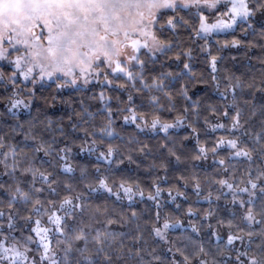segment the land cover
I'll return each mask as SVG.
<instances>
[{
    "label": "snow or ice",
    "instance_id": "1",
    "mask_svg": "<svg viewBox=\"0 0 264 264\" xmlns=\"http://www.w3.org/2000/svg\"><path fill=\"white\" fill-rule=\"evenodd\" d=\"M257 17L264 19V0H0V88H11L0 96L5 108L0 117L17 118L8 131L0 129V177L8 178L0 179V264H264V104L255 103V93H264V68L259 81H246L221 76L218 67L225 49H243L245 57L259 49L255 58L264 65V27L256 40L235 35L255 32ZM192 45L206 54L223 104H203L189 95L190 87L207 83L193 70ZM160 57L178 62L180 70L165 69ZM157 62L161 70L153 74L149 65ZM176 77L187 79L178 93L171 90ZM47 82L58 92L101 86L91 99L103 105L102 111L81 100L80 110L68 117V127L83 133L81 143L68 142L62 121L45 116L27 127L19 121L18 113L32 107L37 85ZM110 88L126 90V102L108 94ZM136 95L148 101V111L139 109ZM161 111L175 113L174 119H164ZM117 114L140 132L159 130L167 140L170 129H190L183 141L159 147L177 163L190 162L192 171L169 185V163L153 161L147 171L155 175L146 187L117 178L111 167L97 164L93 172L74 165V147L117 167L125 160L136 163L134 155L151 154L137 138L124 148L106 141L119 135ZM218 131L224 134L201 139V133ZM184 141H194V150ZM209 159L214 175L195 171L197 162ZM189 187L210 206L230 194L229 202L242 210L230 219L212 207L201 212L190 204L184 210L185 217L195 218L188 220L193 233L211 229L214 246L191 236L171 239L184 220L165 210L164 194L173 202L189 200ZM101 191L127 201L128 210L93 204L91 194ZM137 199L153 202L148 220L132 207ZM114 225L128 231L118 232ZM157 240L170 255L158 251Z\"/></svg>",
    "mask_w": 264,
    "mask_h": 264
},
{
    "label": "trees",
    "instance_id": "2",
    "mask_svg": "<svg viewBox=\"0 0 264 264\" xmlns=\"http://www.w3.org/2000/svg\"><path fill=\"white\" fill-rule=\"evenodd\" d=\"M256 31L253 32L250 30L248 35H242L238 30L235 33L237 37L242 40L250 41L258 39L257 33L259 30L264 27V19L260 17L256 18ZM232 34H228L227 38H231ZM181 39L187 40V34L181 31L180 33ZM221 39H224L225 36L221 35ZM203 41H197V44H202ZM196 50L194 52V59L192 61L193 70L197 73L198 77H203L207 80V83H197L194 87H190L189 95L192 96L193 100L199 99L203 104H213V105H221L224 103L223 98L220 96L219 92L214 88L213 82L210 79V69L206 63V54L201 53L195 45H192ZM213 47L215 48V44L213 42ZM243 49H225L223 55L225 59L220 62L218 65L220 69V75L223 76L225 74H234L236 76H240L242 79L246 81H250L253 77L259 81L261 69L264 68V65H261L257 60L256 56L261 55L259 49L253 50L249 53L248 57H245L243 54ZM236 56L235 60H232L231 57ZM160 62L164 63V67L167 70H172L174 72L179 71L181 65L174 60H165L164 57H160ZM160 62L156 64H150L149 68L153 74H157L160 70ZM6 70L10 71L11 68L6 67ZM187 82L186 77H176V79L172 80L171 90L173 92H179L182 85ZM222 83H224L222 81ZM106 87V86H105ZM101 90L92 87L87 89H72L58 92L55 88L54 83H50L44 86L37 88L35 99L32 101V107L30 109L21 110L18 113V119L20 122L27 124L29 121L34 119L43 120L45 116L51 118L53 121L60 122L62 121L65 125V130L68 136V142L71 143L75 140L76 144L81 143L83 133L73 132L69 125L68 117L72 115L73 109L77 111L80 110L81 104L80 101L83 100L85 106H88L92 111H102L103 105L98 101H94L91 99L93 95H96ZM11 88L5 90L4 88H0V96H6L10 94ZM108 94L116 95L120 97L121 101H125L127 99V91L123 89L110 88L108 89ZM55 96L56 99L53 100L52 97ZM244 98L248 97L247 90L242 94ZM70 101L71 103H66ZM135 103L138 105L140 110L148 111V101L141 95L135 96ZM255 103L259 106L264 104V93L257 92L255 93ZM113 110L117 107V101L114 99L111 102ZM180 106V105H178ZM0 111H5L3 105H0ZM162 117L166 120H173L175 113H170L167 111H161L160 113ZM204 115H207L205 112ZM116 124L114 125L118 136H114L113 138H106V141L109 143H113L114 145L118 144L121 148H124L127 141L132 138L139 139L143 144H147L152 152L147 157L143 155H134V160L136 163H131L127 160L124 161L123 164L117 167L115 164L106 165L103 161H98L96 159V153H83L80 152L78 148L74 147L73 149V163L77 166H86L90 170L94 172L95 165L100 164L102 169L111 167L113 169V173L117 178L125 177L132 180H138L141 182L142 186H149L151 184V180L154 178L155 170L147 171L153 161L159 163L161 160H165L169 163V180L167 184H176V177L184 174L187 175L192 171V165L190 162L186 163H177L174 158H170L167 156V153L164 149L160 148L159 145L163 143H171L173 141L180 142L183 141V137L186 135H190V129L187 128H178V129H170L168 135L171 136V140H167L166 136L163 132L157 130L155 132L151 130H145L144 132H140L136 129L133 124H125L123 120L117 114L115 117ZM17 122V118H13L10 115H5L4 117H0V129L4 131H8L10 127H14ZM199 127L204 128L203 122H200ZM224 134L223 132L216 133H207L205 136L204 133H201V139H215L217 136ZM23 140V136H17L16 141L21 142ZM187 148L189 150H194L195 142L194 141H184ZM103 150V149H101ZM42 155V154H41ZM46 159V158H45ZM195 171L200 173L202 176L214 175L215 174V165L212 163V160L197 162L195 165ZM164 173L161 171L160 175ZM74 177L79 176V172L73 174ZM2 180H7V177H0ZM167 186V185H166ZM183 190V189H182ZM187 194L190 196L189 200H184L182 198H178L176 202L171 201L167 197V193L164 194V204L165 210L172 215L178 216L180 219L184 220V227L177 228L172 231L171 239L173 241L183 240L187 236H191L194 240H199L207 244L209 240L212 241V245H215L214 239L211 237V229L203 228V230L197 234L193 233L191 228L189 227L188 220L195 218H188L184 216V210L191 204L193 207L198 208L201 212L208 210L209 207H212L218 214V216L222 219H230L232 216L239 215L242 211L238 206L232 205L230 201V194L227 197L222 198L220 201L214 202L211 206L207 201L202 199H198L193 193L192 189L189 187L186 189ZM91 202L93 204H108L109 206L115 205L118 209L122 208L125 211L128 210L129 205L127 201H116L114 197L109 194L101 191L98 193L91 194ZM181 204V208L177 209L175 207L176 203ZM137 211H141L144 213V220H148L152 215L153 210V202L147 200H139L132 205ZM212 223H215L213 219ZM114 229L118 232H127V228H121L119 226L114 225ZM125 243H128V240L125 239ZM155 246H157L158 251L162 255H170L167 253V245L163 244V242H159L157 240Z\"/></svg>",
    "mask_w": 264,
    "mask_h": 264
},
{
    "label": "rangeland",
    "instance_id": "3",
    "mask_svg": "<svg viewBox=\"0 0 264 264\" xmlns=\"http://www.w3.org/2000/svg\"><path fill=\"white\" fill-rule=\"evenodd\" d=\"M0 66H4V65H0ZM5 67H9V68H11L10 66H5ZM50 83H52V82H47V83H44V84H42V85H37V88H39V87H41V86H44V85H47V84H50ZM92 87H96V88H98V89L101 88V86H100V85H97V84H92V85H89V86H88V88H92ZM72 89H74V88H67L66 90H72ZM225 191H226V190H225Z\"/></svg>",
    "mask_w": 264,
    "mask_h": 264
}]
</instances>
